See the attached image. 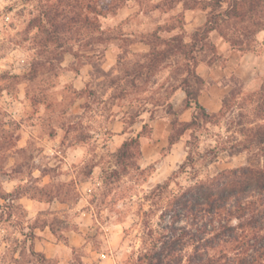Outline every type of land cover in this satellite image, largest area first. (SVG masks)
Returning <instances> with one entry per match:
<instances>
[{"label": "clouds", "instance_id": "obj_1", "mask_svg": "<svg viewBox=\"0 0 264 264\" xmlns=\"http://www.w3.org/2000/svg\"><path fill=\"white\" fill-rule=\"evenodd\" d=\"M0 264H264V0H0Z\"/></svg>", "mask_w": 264, "mask_h": 264}]
</instances>
